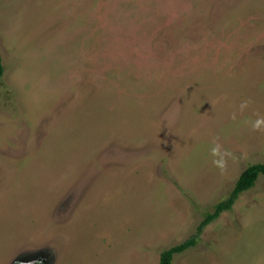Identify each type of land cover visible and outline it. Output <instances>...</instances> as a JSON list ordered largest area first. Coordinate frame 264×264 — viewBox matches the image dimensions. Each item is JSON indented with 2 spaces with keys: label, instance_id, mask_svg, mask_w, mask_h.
<instances>
[{
  "label": "rangeland",
  "instance_id": "374dc122",
  "mask_svg": "<svg viewBox=\"0 0 264 264\" xmlns=\"http://www.w3.org/2000/svg\"><path fill=\"white\" fill-rule=\"evenodd\" d=\"M0 56V264H158L264 163V0H0ZM171 264H264V176Z\"/></svg>",
  "mask_w": 264,
  "mask_h": 264
},
{
  "label": "trees",
  "instance_id": "16d2710c",
  "mask_svg": "<svg viewBox=\"0 0 264 264\" xmlns=\"http://www.w3.org/2000/svg\"><path fill=\"white\" fill-rule=\"evenodd\" d=\"M3 71L4 69L0 56V77L3 75ZM260 175L264 176V163L250 165L244 169L235 181L234 187L228 197L213 206L212 212H209L204 216V218L196 226L194 233L189 238L174 247H170L162 251L160 253L158 264H171L175 254L182 253L194 247L203 230L210 223L218 219L222 213L229 211L241 193L254 187L255 182Z\"/></svg>",
  "mask_w": 264,
  "mask_h": 264
},
{
  "label": "clouds",
  "instance_id": "9594fccd",
  "mask_svg": "<svg viewBox=\"0 0 264 264\" xmlns=\"http://www.w3.org/2000/svg\"><path fill=\"white\" fill-rule=\"evenodd\" d=\"M243 106V105H242ZM218 152V148L217 147H214L212 148V153L215 155L216 153Z\"/></svg>",
  "mask_w": 264,
  "mask_h": 264
}]
</instances>
